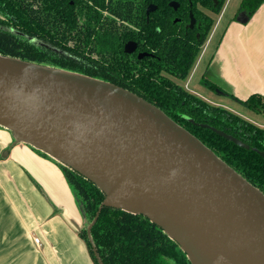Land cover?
<instances>
[{"label": "water", "instance_id": "water-1", "mask_svg": "<svg viewBox=\"0 0 264 264\" xmlns=\"http://www.w3.org/2000/svg\"><path fill=\"white\" fill-rule=\"evenodd\" d=\"M0 126L95 184L104 205L148 218L192 264H264V194L130 91L0 55Z\"/></svg>", "mask_w": 264, "mask_h": 264}, {"label": "trees", "instance_id": "trees-1", "mask_svg": "<svg viewBox=\"0 0 264 264\" xmlns=\"http://www.w3.org/2000/svg\"><path fill=\"white\" fill-rule=\"evenodd\" d=\"M0 0V55L25 63L104 81L146 100L196 137L224 163L264 194V128L207 102L170 77L186 81L208 41L215 21L196 9L221 15L227 0ZM178 2L174 11L169 4ZM264 0H244L249 17ZM150 5L157 11L147 17ZM191 9L202 29L185 27ZM199 13V15H198ZM181 17L180 23H175ZM191 25V24H190ZM136 41L150 57L124 53ZM211 87H214L211 85ZM244 105L264 114V98ZM220 130L244 149L215 133ZM41 152V151H39ZM45 156L47 154L41 152ZM63 166L87 220L80 232L95 264H192L182 248L148 218L104 205L105 194Z\"/></svg>", "mask_w": 264, "mask_h": 264}, {"label": "crops", "instance_id": "crops-1", "mask_svg": "<svg viewBox=\"0 0 264 264\" xmlns=\"http://www.w3.org/2000/svg\"><path fill=\"white\" fill-rule=\"evenodd\" d=\"M203 80L240 104L255 94L264 98V3L251 17L239 10L230 19ZM61 167L0 126V264H95L80 235L86 221Z\"/></svg>", "mask_w": 264, "mask_h": 264}, {"label": "rangeland", "instance_id": "rangeland-1", "mask_svg": "<svg viewBox=\"0 0 264 264\" xmlns=\"http://www.w3.org/2000/svg\"><path fill=\"white\" fill-rule=\"evenodd\" d=\"M217 1V0H215ZM244 0H227V3L221 13V15H214L211 12L208 11V14L213 17L215 21V26L212 31V36L210 35L209 39L210 42L208 43L206 49L203 51L202 49V57L201 59L197 61L195 67L193 68L190 76L186 81H178L183 87L188 88V90L199 96L202 97V99L206 101H211L212 100H221L223 103H226L229 108L237 113L238 115L246 118L247 120H250L251 122L257 124L260 127L264 128V114H257L256 112L250 111L244 104H240L239 102H234L231 101L230 99L221 96L219 94H222V92L217 91L214 87H211V84L203 80L204 73L206 71V65L209 63L210 59L213 57L215 51L217 50L219 44L221 43L222 39L224 38V35L227 32L228 25L230 23V19L235 18L236 15L238 14V11L240 10L241 4L243 3ZM221 17V18H220ZM216 24L217 27H216ZM216 27V29H215ZM241 32L245 34V36H248V27H244V29H241ZM234 34H230V38H233ZM208 39V41H209ZM207 43V42H206ZM188 85V86H187ZM50 157V156H49ZM52 158V157H50ZM53 159V158H52ZM55 160V159H53ZM55 162H58L55 160ZM59 166L62 164L58 162ZM63 167V166H62ZM61 167V168H62ZM78 203V202H77ZM78 205H81V203H78ZM81 214L83 218L85 219L84 213L82 211L81 206ZM86 224L84 228L82 229L85 230L87 226V220L85 219Z\"/></svg>", "mask_w": 264, "mask_h": 264}, {"label": "flooded vegetation", "instance_id": "flooded-vegetation-1", "mask_svg": "<svg viewBox=\"0 0 264 264\" xmlns=\"http://www.w3.org/2000/svg\"><path fill=\"white\" fill-rule=\"evenodd\" d=\"M188 2H189V6H193V1L192 0H187ZM196 9L198 10V11H200L202 14H208V11H207V9L201 4V3H197V7H196ZM174 10V9H173ZM175 11V10H174ZM176 12V11H175ZM188 13H189V15H188V17H189V21L186 23V25H185V27L187 28H189L190 27V24L192 23L191 22V20H192V18H191V13H193V11L191 10V9H189L188 10ZM198 15H199V13H198ZM193 16H194V13H193ZM194 18H195V25H194V27H198V29H202V22L200 21V22H198V19L194 16ZM181 20H182V18L181 17H176L175 18V20H174V22L175 23H180L181 22ZM129 42H133V43H135L136 45H137V48H136V51L133 53V54H127L126 52H125V47H126V45L129 43ZM129 42H127L126 44H125V46H124V53L126 54V55H128V56H135V57H137V59L139 60V61H141V60H143V59H145V58H147V57H145V58H143V59H139V55L140 54H148L149 56L148 57H150V54L147 52V51H141V46L136 42V41H129ZM174 82H176L177 84H179V85H181L178 81L179 80H177V79H175L174 77H170ZM186 88V87H185Z\"/></svg>", "mask_w": 264, "mask_h": 264}, {"label": "built area", "instance_id": "built-area-1", "mask_svg": "<svg viewBox=\"0 0 264 264\" xmlns=\"http://www.w3.org/2000/svg\"><path fill=\"white\" fill-rule=\"evenodd\" d=\"M35 243H36L37 245L39 244V239H38V238L35 239Z\"/></svg>", "mask_w": 264, "mask_h": 264}]
</instances>
